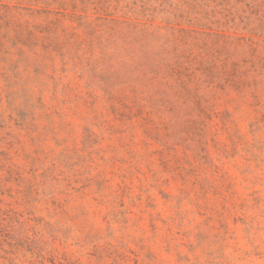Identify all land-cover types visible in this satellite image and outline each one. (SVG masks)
<instances>
[{"label": "rangeland", "instance_id": "374dc122", "mask_svg": "<svg viewBox=\"0 0 264 264\" xmlns=\"http://www.w3.org/2000/svg\"><path fill=\"white\" fill-rule=\"evenodd\" d=\"M0 264H264V0H0Z\"/></svg>", "mask_w": 264, "mask_h": 264}]
</instances>
